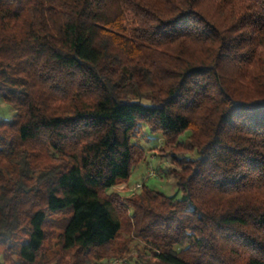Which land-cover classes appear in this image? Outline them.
<instances>
[{
	"label": "trees",
	"instance_id": "16d2710c",
	"mask_svg": "<svg viewBox=\"0 0 264 264\" xmlns=\"http://www.w3.org/2000/svg\"><path fill=\"white\" fill-rule=\"evenodd\" d=\"M0 100V264L109 263L127 215L133 264H264V0H0ZM143 126L176 192L122 205Z\"/></svg>",
	"mask_w": 264,
	"mask_h": 264
},
{
	"label": "rangeland",
	"instance_id": "374dc122",
	"mask_svg": "<svg viewBox=\"0 0 264 264\" xmlns=\"http://www.w3.org/2000/svg\"><path fill=\"white\" fill-rule=\"evenodd\" d=\"M14 114L13 109L6 104L5 102L0 100V118L9 120L12 118ZM142 131L135 136V142L137 145L144 149V155L142 159H140L135 166H133L130 175L128 176L127 182H121L112 189L110 188L108 191H105L106 194H114L118 197L122 205L124 201L131 198L138 197L139 189L135 186L137 184H142L148 186L152 190H157L163 193L165 196L173 195L176 192V187L174 183V179L171 175L168 174V159L163 158V152H159L157 149L161 144V136L157 134H151L148 130L143 126L141 127ZM152 173V175H151ZM128 214L130 209H128ZM125 218V222L123 223V227L119 233L118 238L116 239L117 248L122 247V242L124 239L127 242L126 246V255L123 253H119L115 259L111 260L109 263L105 262L102 264H126V262L130 261V264H133L135 258L137 256H142L147 253L148 244L136 237L131 235L129 227L131 224V218L129 215ZM51 222H56L62 218L61 215H51L49 217ZM128 226V230H127ZM128 231V233H127ZM59 231L55 230L52 234V237L48 242H46L44 248L46 251V260L51 258L54 252H51V248L53 250L56 249V243L58 238ZM48 255V257H47Z\"/></svg>",
	"mask_w": 264,
	"mask_h": 264
},
{
	"label": "built area",
	"instance_id": "2783aa9c",
	"mask_svg": "<svg viewBox=\"0 0 264 264\" xmlns=\"http://www.w3.org/2000/svg\"><path fill=\"white\" fill-rule=\"evenodd\" d=\"M151 175H152V173H151ZM135 187L136 188H140L141 187V184H137Z\"/></svg>",
	"mask_w": 264,
	"mask_h": 264
}]
</instances>
